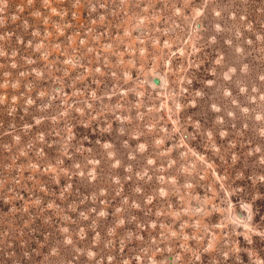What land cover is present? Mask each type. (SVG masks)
I'll return each mask as SVG.
<instances>
[{
    "label": "rangeland",
    "instance_id": "374dc122",
    "mask_svg": "<svg viewBox=\"0 0 264 264\" xmlns=\"http://www.w3.org/2000/svg\"><path fill=\"white\" fill-rule=\"evenodd\" d=\"M0 264H264V0H0Z\"/></svg>",
    "mask_w": 264,
    "mask_h": 264
},
{
    "label": "water",
    "instance_id": "95a60500",
    "mask_svg": "<svg viewBox=\"0 0 264 264\" xmlns=\"http://www.w3.org/2000/svg\"><path fill=\"white\" fill-rule=\"evenodd\" d=\"M159 81H160V80H158V78H153V82H154V83L157 84Z\"/></svg>",
    "mask_w": 264,
    "mask_h": 264
}]
</instances>
